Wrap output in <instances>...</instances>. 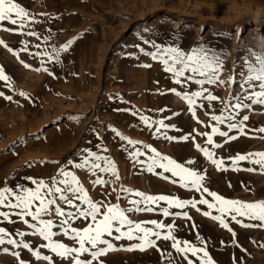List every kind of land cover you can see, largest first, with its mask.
I'll return each mask as SVG.
<instances>
[{"label":"rangeland","instance_id":"obj_1","mask_svg":"<svg viewBox=\"0 0 264 264\" xmlns=\"http://www.w3.org/2000/svg\"><path fill=\"white\" fill-rule=\"evenodd\" d=\"M17 2L29 11L35 23L23 29L9 22L0 23V41H3L0 67L9 77L8 82L0 80V187H31L29 177L48 181L68 160L79 162L82 155L92 151L111 159L120 176L119 181L107 187L93 186L91 180L95 177L87 170H74L94 200H109L120 203L123 208L130 207L127 200L116 199L123 185L147 194H166L181 200L204 198L215 203L207 194L163 178L170 177V173L159 176L142 169L130 156L134 151L132 145L121 139L126 137L137 142L136 147L141 151H145L142 145H151L178 163L204 173V185L226 199L264 201V171H218L195 147L196 144L208 146L206 137L199 133L210 132L205 125L214 123L210 114L213 110L218 114L221 103L199 101L202 107L196 110L194 117L187 102L171 90L183 93L198 90L199 86L191 84L187 89L181 88L172 74L164 71L165 65L152 58L157 48L169 46L186 53L201 45L211 49L223 63L219 79L225 83L205 87L220 100L228 101L241 92L239 74L246 70V61L254 63L257 57L264 58V0ZM5 28L15 31H5ZM250 28L253 31L250 32ZM21 32L23 34H19ZM29 32L35 35H28ZM69 41H72L71 46L62 51ZM233 78L237 83L228 82ZM139 88L146 91L145 95L133 92ZM141 115L153 122L163 119L165 124L174 126L162 132L177 139H164L155 131L158 125L145 126ZM244 115L249 117L245 122L247 135L229 132L238 136L230 142H225V137L214 136V141L223 145L212 148L217 157L264 152V133L254 131L264 127V106L253 105L250 110L241 111L237 119ZM197 119L203 123H198ZM185 136L189 139L183 140ZM188 160L195 163L187 164ZM239 166L242 169L259 167L244 161ZM113 187L117 192H111ZM164 207L167 205L162 202L160 208ZM170 211L176 215L164 217L159 210L128 215L134 221L158 220L174 225L177 238L199 247L206 245L214 264H257L256 257L264 255L261 246L264 245V227L242 226L259 224V221L237 217L242 222L237 223L223 217L235 233L233 236L218 221L203 215L205 211L219 215L206 205L198 203L196 208L189 206ZM183 213L191 219H186ZM13 219L16 223H0V227L13 233L30 232L18 218ZM76 226L83 225L78 221ZM23 239L34 248L44 243L34 235ZM56 239L72 243L62 236ZM112 243L117 250L100 258L104 264H168L156 248L127 250L139 241L120 239ZM157 246L171 252L178 264H187L171 248V241L158 240ZM2 247L11 251L0 250V264H20V261L47 264L37 261L27 249L7 244ZM40 251L52 255L46 249ZM12 252H19L20 259ZM189 258L200 264L195 257ZM54 260L55 264H68L56 257Z\"/></svg>","mask_w":264,"mask_h":264},{"label":"snow or ice","instance_id":"obj_2","mask_svg":"<svg viewBox=\"0 0 264 264\" xmlns=\"http://www.w3.org/2000/svg\"><path fill=\"white\" fill-rule=\"evenodd\" d=\"M3 22H9L17 29H23L27 24L35 23V19L17 0H0V23ZM4 30L15 31V29L8 28ZM28 35H35V33L29 32ZM2 43L3 41H0V44ZM71 43L72 41H69L61 50L67 51ZM153 47L157 46L153 44ZM9 50L11 51V49ZM152 58L153 60H160L165 65L164 71L171 73L175 83L181 88L187 89L191 84L199 86L198 90H185L183 93L177 92L175 89L171 90L187 102L194 117L196 110L202 107V104L198 103L199 101H208L209 103L218 101L221 103L222 107L219 109V113L216 114L213 110L210 114V119L214 123L205 125V127L210 128V132L199 133V135L206 137V145L211 147L195 145L216 166L217 170L264 171V152L236 154L223 158L217 157L212 151V148L223 146L214 141L216 135L225 137V142L238 138L237 135H229V132L232 131L240 135H247L245 122L248 121L249 117L244 115L237 119L241 111L250 110L253 105L264 106V58L257 57L254 63L246 61V70L239 74L241 92L230 97L228 101L220 100L205 87V85L225 83L219 79L223 63L218 56L212 53L211 49L201 45L186 53L177 47L169 46L157 48V52L152 53ZM145 66L150 67V65ZM25 67L29 66L25 65ZM0 80L9 81V77L2 67H0ZM228 82L237 83L235 78ZM20 94L24 95L23 93ZM6 99H11V97H6ZM140 118L144 125L149 128L152 127L153 123H156L158 127L155 131L162 134L164 139L169 141L177 139L168 136L166 132H162V130L174 127L165 124L163 119L153 122L143 115ZM197 122L203 123L198 119ZM220 126L227 128L228 131L221 130ZM254 131L264 133V127L254 129ZM121 139L127 140V143L132 145L134 151L130 152V156L133 162L140 165L142 169L159 176H162L163 173H170V177L163 176V178L170 179L172 183H179L183 188L201 192L202 195L207 194V196L212 197L215 203L204 198L198 201L181 200L166 194H147L126 188L123 185H120L116 199L117 201L127 200L130 207L123 208L120 203H111L109 200H94L74 170H87L91 176L95 177L91 180L93 186L107 187L119 181L120 176L111 159L88 151L86 155L81 156L79 162L68 160L66 165L61 167L56 175L48 181L29 177L27 179L30 181L31 187L24 185L0 187V223L14 224L16 220L13 217H16L30 230L29 233L19 230L13 233L5 227H0V250L11 251V249L2 247L5 244L12 248L27 249L37 261L42 260L47 264H55L54 257L68 261V264H104L100 258L106 256L110 251L117 250L112 241L127 239L139 241V243L130 246L127 249L129 251L156 248L168 260V264H178L171 252L157 246L158 240H164L171 241V248L175 250V253L182 256L187 264H195V261L189 258L190 256L199 260L200 264H214L212 257L206 250V245L199 247L188 240L177 238L174 234V225L165 224L158 220L134 221L128 213H153L159 210L162 216L169 217L176 215L170 211L172 208L184 209L189 206L196 208L199 203L206 205L209 210L215 209L219 215H211L210 211H205L203 215L218 221L222 227L230 232L232 229L225 222L223 218L225 216L237 223H242L237 217L260 222L259 224H242L244 227H264V201L243 202L226 199L204 185L203 181L206 178L204 173L178 163L175 159L161 154L151 145H142L145 151H141L140 148L136 147L137 142L128 140L126 137H121ZM182 139L188 140L189 137L185 136ZM149 153L150 155H148ZM140 157H144V159H140ZM242 161L259 167L242 169L239 166ZM186 163L193 164L195 162L188 160ZM156 169H160L162 172H157ZM111 192H117V189L113 187ZM107 195L110 194L106 193ZM162 202L167 207L161 209ZM197 211L200 209L197 208ZM183 215L186 219H191L187 213H183ZM78 221L83 226H76ZM147 225H151V227ZM232 234L235 236L234 232ZM27 235L39 236L44 243L34 248L23 239ZM58 236H62L72 243L67 244L63 240L56 239ZM261 246L264 247V245ZM40 249H46L52 255H44ZM12 254L18 260L20 259L19 252H12ZM20 264H24V262L20 261Z\"/></svg>","mask_w":264,"mask_h":264},{"label":"bare ground","instance_id":"obj_3","mask_svg":"<svg viewBox=\"0 0 264 264\" xmlns=\"http://www.w3.org/2000/svg\"><path fill=\"white\" fill-rule=\"evenodd\" d=\"M250 32L253 31V28H250L249 30ZM133 92H137V93H141L143 95H145L146 91L142 90L141 88L133 91ZM135 94V93H134ZM133 95V94H132ZM119 107V106H118ZM120 108V107H119ZM122 118V117H121ZM117 120V119H116ZM119 123V122H118ZM121 123V122H120ZM122 123H124V121H122ZM127 126V125H126ZM117 127V126H116ZM256 261H257V264H264V255H260V256H257L256 257Z\"/></svg>","mask_w":264,"mask_h":264}]
</instances>
